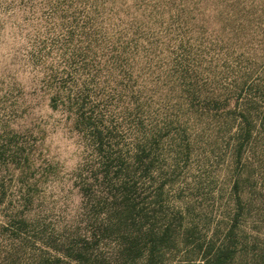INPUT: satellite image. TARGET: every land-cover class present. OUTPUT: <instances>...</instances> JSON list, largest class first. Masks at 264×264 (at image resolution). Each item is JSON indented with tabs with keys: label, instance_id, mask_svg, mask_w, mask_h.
I'll list each match as a JSON object with an SVG mask.
<instances>
[{
	"label": "rangeland",
	"instance_id": "1",
	"mask_svg": "<svg viewBox=\"0 0 264 264\" xmlns=\"http://www.w3.org/2000/svg\"><path fill=\"white\" fill-rule=\"evenodd\" d=\"M125 200L264 264V0H0V264H148Z\"/></svg>",
	"mask_w": 264,
	"mask_h": 264
},
{
	"label": "trees",
	"instance_id": "2",
	"mask_svg": "<svg viewBox=\"0 0 264 264\" xmlns=\"http://www.w3.org/2000/svg\"><path fill=\"white\" fill-rule=\"evenodd\" d=\"M99 137L100 135L96 136V138ZM142 155V152H139L137 154L139 160H143V158H140ZM106 161L107 160H105L104 162L103 168H108V164ZM89 185L91 184H86L84 186V192L85 189H88ZM88 197H91L92 200H95V192L93 191L91 194H88ZM125 202L126 203L123 208L126 211L125 214H127L128 216H125V214L122 216L121 224H125L130 235L128 236V239H126L124 243H120L119 246L121 247V249L127 250V252L129 253L132 252L135 256L144 254L148 264H163L162 255L164 254L165 247L167 248L172 244V242H174L171 229V223L173 220L168 219L163 224H161V226L157 227V225L155 224L158 220H154L153 218L146 219V213L142 210H136V205L134 203L128 200H125ZM153 217L156 218L155 215H153ZM163 220L165 219H160L159 222ZM100 231V223H95L92 226L90 234H87L88 236H86L85 244L87 246H91L92 244L97 243ZM140 242H142L143 244L141 245ZM232 254L233 252L231 240L230 242L228 240L219 245H216L215 243L210 241L205 246L200 247L201 263L199 264H229V261L232 258ZM126 258L127 256L123 258V260L116 258L114 259V262H116L117 264H124V259ZM108 259L109 258L96 256L92 259V262H90V264H109L110 260ZM131 261L133 260H128V263L130 264ZM180 264H194V262H186Z\"/></svg>",
	"mask_w": 264,
	"mask_h": 264
}]
</instances>
